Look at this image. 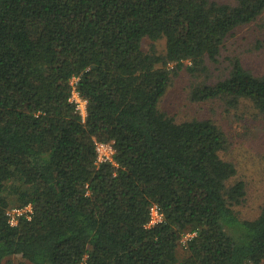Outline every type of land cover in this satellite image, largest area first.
Returning <instances> with one entry per match:
<instances>
[{
    "label": "trees",
    "instance_id": "trees-1",
    "mask_svg": "<svg viewBox=\"0 0 264 264\" xmlns=\"http://www.w3.org/2000/svg\"><path fill=\"white\" fill-rule=\"evenodd\" d=\"M263 11L264 0H0V264H264V203L251 220L232 209L245 190L228 184L222 130L158 108L168 64L207 75ZM144 38H163L164 53ZM225 97L264 115V76L235 58L190 94ZM96 141L112 142L115 164L96 163ZM27 203L30 219L9 225L6 209ZM152 204L164 219L145 227Z\"/></svg>",
    "mask_w": 264,
    "mask_h": 264
},
{
    "label": "rangeland",
    "instance_id": "rangeland-1",
    "mask_svg": "<svg viewBox=\"0 0 264 264\" xmlns=\"http://www.w3.org/2000/svg\"><path fill=\"white\" fill-rule=\"evenodd\" d=\"M141 46L147 52L153 49L158 54L165 50L163 38L154 41L144 38ZM235 58L256 76H264V11L252 22L231 31L221 46L217 61L207 62V75L192 76L185 66L173 72L172 64H168L169 82L158 108L176 122L207 118L219 126L225 138L220 156L236 168L228 184L236 180L244 183V196L240 202L232 203V209L238 218L251 220L259 215L264 203V115L247 98H239L234 103L227 97L203 101L190 98L194 86L213 84L225 78ZM183 250L179 248V255ZM11 259L19 264H32L19 255Z\"/></svg>",
    "mask_w": 264,
    "mask_h": 264
},
{
    "label": "built area",
    "instance_id": "built-area-1",
    "mask_svg": "<svg viewBox=\"0 0 264 264\" xmlns=\"http://www.w3.org/2000/svg\"><path fill=\"white\" fill-rule=\"evenodd\" d=\"M77 77L71 78L72 91L69 100L74 103L75 110L80 114L82 120L84 121L86 115V100L83 99L78 91L76 90ZM95 152H96V163L109 162L115 164L113 160L114 148L112 142H95ZM7 221L9 225L15 226L19 222L20 218L30 219L32 214V205L30 203L24 205H13L6 209ZM164 219L163 212L157 204H152L149 208L148 221L145 227H151L157 223L162 222ZM194 235L193 233H186L181 238V245L184 247L186 241Z\"/></svg>",
    "mask_w": 264,
    "mask_h": 264
}]
</instances>
